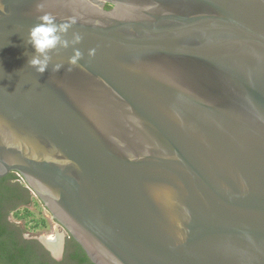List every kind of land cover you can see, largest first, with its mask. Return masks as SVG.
<instances>
[{
  "label": "water",
  "instance_id": "1",
  "mask_svg": "<svg viewBox=\"0 0 264 264\" xmlns=\"http://www.w3.org/2000/svg\"><path fill=\"white\" fill-rule=\"evenodd\" d=\"M44 13L78 65H28ZM15 173L93 264H264V0H0Z\"/></svg>",
  "mask_w": 264,
  "mask_h": 264
},
{
  "label": "trees",
  "instance_id": "2",
  "mask_svg": "<svg viewBox=\"0 0 264 264\" xmlns=\"http://www.w3.org/2000/svg\"><path fill=\"white\" fill-rule=\"evenodd\" d=\"M30 203H34L31 192L25 184L17 182L15 174L0 180V264H93L72 238L66 243L62 263L51 259L38 242L24 239V231L9 221L11 215L19 221L33 218L32 230L48 227L47 220L36 217L37 213L30 209Z\"/></svg>",
  "mask_w": 264,
  "mask_h": 264
},
{
  "label": "clouds",
  "instance_id": "3",
  "mask_svg": "<svg viewBox=\"0 0 264 264\" xmlns=\"http://www.w3.org/2000/svg\"><path fill=\"white\" fill-rule=\"evenodd\" d=\"M75 23V18H70L65 22H57V18L51 13L38 16L37 23L29 30L26 40V43L33 49L28 65L40 75L48 72L50 66L52 71L59 72L63 65L52 64L53 53L57 52L58 49L68 48L73 49V53L69 57V64L78 65L83 58V53L77 47L82 42V37L79 33L73 32L71 39L67 38ZM88 55L90 57L95 56V49H90Z\"/></svg>",
  "mask_w": 264,
  "mask_h": 264
},
{
  "label": "rangeland",
  "instance_id": "4",
  "mask_svg": "<svg viewBox=\"0 0 264 264\" xmlns=\"http://www.w3.org/2000/svg\"><path fill=\"white\" fill-rule=\"evenodd\" d=\"M31 195H32V199H34V203H30V206H29L30 209L37 213L36 217L42 216L45 219H47L46 217L49 215V212L46 209L44 210L45 207L43 204H42L43 206H41L40 203L39 204L37 203L38 198H36L33 194H31ZM36 203L38 204V206ZM10 218L12 219L13 225L20 227L24 231V235L27 237L28 240L38 239V240L44 241L45 243H49L50 247H51V243H53V242H50L49 240L54 239V237H53L54 235H59V236H61L62 239L63 238L66 239V235H64V231L57 224H54L49 216H48V221H47L48 227L45 229L39 228L37 230L31 229L32 225H34L33 224L34 222L31 221V219H33V218L28 219V220H24V221H19V220L15 219L14 216H12V215L10 216ZM35 219H37V218H35ZM62 239L59 241V244L61 242H63ZM47 246L49 247V245H47ZM53 254H54V258L56 260H59L62 256L60 249L57 251H54Z\"/></svg>",
  "mask_w": 264,
  "mask_h": 264
},
{
  "label": "flooded vegetation",
  "instance_id": "5",
  "mask_svg": "<svg viewBox=\"0 0 264 264\" xmlns=\"http://www.w3.org/2000/svg\"><path fill=\"white\" fill-rule=\"evenodd\" d=\"M113 7L111 6V5H106L105 6V9L106 10H111ZM48 211V210H47ZM49 212V211H48ZM50 218H51V220H52V222L54 223V224H57L63 231H64V235H66V239H62L61 238V236H59V235H54L53 237H54V239H50L49 241L50 242H53L52 244H51V247H52V249L51 248H49L47 245H46V243L44 242V241H41V240H38V239H32V240H34V241H36V242H38L49 254H50V258L51 259H53L55 262H57V263H62L63 261H64V256H65V249H66V243L71 239V236L68 234V232L66 231V229L64 228V227H62L59 223H57L53 218H52V216H51V214L49 213V215H48ZM48 216L46 217L47 219V221H48ZM9 221L12 223V219L11 218H9ZM13 224V223H12ZM47 224H48V222H47ZM20 228V227H19ZM21 229V228H20ZM24 239H26V240H28L27 239V237L24 235ZM62 239V248H61V250H60V252H61V258L59 259V260H56L55 258H54V254H53V252L54 251H57V250H59L58 248H59V241Z\"/></svg>",
  "mask_w": 264,
  "mask_h": 264
},
{
  "label": "built area",
  "instance_id": "6",
  "mask_svg": "<svg viewBox=\"0 0 264 264\" xmlns=\"http://www.w3.org/2000/svg\"><path fill=\"white\" fill-rule=\"evenodd\" d=\"M15 175H16V177H17V182H19V183H21V184H25V181H24V179L21 177V175H19V174H17V173H15ZM26 185V184H25ZM34 195V194H33ZM35 196V195H34ZM40 203V202H39ZM41 206H43V205H41ZM46 208H44V210H45ZM47 210V209H46Z\"/></svg>",
  "mask_w": 264,
  "mask_h": 264
},
{
  "label": "bare ground",
  "instance_id": "7",
  "mask_svg": "<svg viewBox=\"0 0 264 264\" xmlns=\"http://www.w3.org/2000/svg\"><path fill=\"white\" fill-rule=\"evenodd\" d=\"M52 244V243H51ZM46 245H49V248H52V247H50V244L49 243H46Z\"/></svg>",
  "mask_w": 264,
  "mask_h": 264
}]
</instances>
